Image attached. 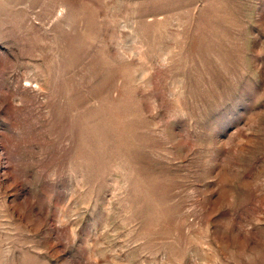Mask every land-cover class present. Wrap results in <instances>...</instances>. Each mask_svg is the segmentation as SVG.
Masks as SVG:
<instances>
[{
  "label": "rangeland",
  "instance_id": "obj_1",
  "mask_svg": "<svg viewBox=\"0 0 264 264\" xmlns=\"http://www.w3.org/2000/svg\"><path fill=\"white\" fill-rule=\"evenodd\" d=\"M0 264H264V0H0Z\"/></svg>",
  "mask_w": 264,
  "mask_h": 264
}]
</instances>
